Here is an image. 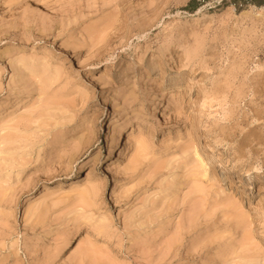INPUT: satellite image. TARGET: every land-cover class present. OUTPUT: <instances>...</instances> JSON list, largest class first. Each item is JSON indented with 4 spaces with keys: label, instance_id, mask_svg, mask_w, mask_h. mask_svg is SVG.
<instances>
[{
    "label": "rangeland",
    "instance_id": "374dc122",
    "mask_svg": "<svg viewBox=\"0 0 264 264\" xmlns=\"http://www.w3.org/2000/svg\"><path fill=\"white\" fill-rule=\"evenodd\" d=\"M0 104V264H264V1L0 0Z\"/></svg>",
    "mask_w": 264,
    "mask_h": 264
},
{
    "label": "bare ground",
    "instance_id": "6f19581e",
    "mask_svg": "<svg viewBox=\"0 0 264 264\" xmlns=\"http://www.w3.org/2000/svg\"><path fill=\"white\" fill-rule=\"evenodd\" d=\"M146 77L147 79H153L152 75L149 73L146 74ZM107 102V99H105V102ZM3 104H0V107H2ZM207 116V113L206 111L204 110H200V109H197L195 111V114H193V119L192 121L196 122L197 125H200V126H204L206 130H208L207 132V136L209 139L213 140L214 138L221 141V143H223L224 145L226 144V146H228L229 148H231L234 143H235V140L234 138L228 133L227 131V126L226 124L224 123V121L214 117L213 115L210 116V118H206ZM205 131V130H204ZM206 132V131H205ZM127 138L130 140V137L127 136ZM214 139V140H215ZM127 141L124 142V145H123V151L121 152V154H123L125 152V149L127 148ZM194 145V143H193ZM227 147V148H228ZM238 159H241L240 156H237ZM203 164V163H202ZM201 165V164H200ZM241 167H242V170L244 171V173H260V172H263L262 168L259 167V166H254V165H247L245 164L243 161H241ZM102 171L103 172H106V168L103 167L102 168ZM257 209L259 210V212H261L263 215H264V208L260 205H257L256 206ZM262 223H264V219L262 221ZM80 232L79 230H76L74 232H69L67 234H65V236L62 238V240L59 242V244L57 245V249L59 252H63L67 249L68 245H69V242L72 238L76 237V236H79Z\"/></svg>",
    "mask_w": 264,
    "mask_h": 264
},
{
    "label": "trees",
    "instance_id": "16d2710c",
    "mask_svg": "<svg viewBox=\"0 0 264 264\" xmlns=\"http://www.w3.org/2000/svg\"><path fill=\"white\" fill-rule=\"evenodd\" d=\"M254 1H256L258 3H262V1H264V0H254Z\"/></svg>",
    "mask_w": 264,
    "mask_h": 264
}]
</instances>
